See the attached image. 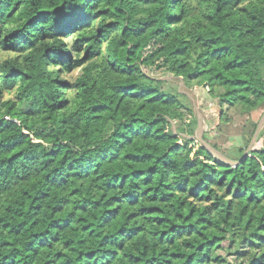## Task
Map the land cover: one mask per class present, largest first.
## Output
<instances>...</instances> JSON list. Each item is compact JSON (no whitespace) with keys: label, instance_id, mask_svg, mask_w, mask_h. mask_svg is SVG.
I'll list each match as a JSON object with an SVG mask.
<instances>
[{"label":"trees","instance_id":"1","mask_svg":"<svg viewBox=\"0 0 264 264\" xmlns=\"http://www.w3.org/2000/svg\"><path fill=\"white\" fill-rule=\"evenodd\" d=\"M176 79L264 108V0H0V264H264V146Z\"/></svg>","mask_w":264,"mask_h":264},{"label":"rangeland","instance_id":"2","mask_svg":"<svg viewBox=\"0 0 264 264\" xmlns=\"http://www.w3.org/2000/svg\"><path fill=\"white\" fill-rule=\"evenodd\" d=\"M172 88L179 87L181 91L189 93L193 100L194 108L197 116L203 121L204 135L207 137V142L216 145L220 151L229 152L234 147L246 146L248 142H252L250 146H264V125L262 135L258 133L254 139L255 131L250 134L253 129L251 121L257 122V126L264 114V108L255 111L251 116H239L233 113V119L229 123L221 124L218 121V102L214 98L208 96H196L189 88L184 85L182 79H176L169 82ZM250 119V120H249ZM203 135V137H204ZM248 148V149H249Z\"/></svg>","mask_w":264,"mask_h":264},{"label":"water","instance_id":"3","mask_svg":"<svg viewBox=\"0 0 264 264\" xmlns=\"http://www.w3.org/2000/svg\"><path fill=\"white\" fill-rule=\"evenodd\" d=\"M187 94L190 96V98H192V96L189 93H187ZM192 100H194V99L192 98ZM263 125H264V114H263V116H262V118H261V120L257 126V129L255 131V135H254V139H256V137H257L258 133L260 132V130L262 129ZM203 135H204L203 121H202L200 114H199L198 115V127L196 129L195 136L202 142V144H204L211 152H213L219 158L225 160L226 162L233 163V161L231 159H229L227 156H225L220 150L216 149L212 144L207 142L204 139ZM253 141L254 140H252L250 145H252ZM250 148H251V146H250ZM246 154H247V152L244 155H246Z\"/></svg>","mask_w":264,"mask_h":264}]
</instances>
